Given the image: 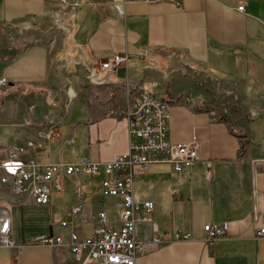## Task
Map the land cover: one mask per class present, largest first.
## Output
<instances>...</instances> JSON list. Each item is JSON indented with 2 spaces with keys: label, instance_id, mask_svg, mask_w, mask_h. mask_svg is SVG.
Wrapping results in <instances>:
<instances>
[{
  "label": "crops",
  "instance_id": "obj_1",
  "mask_svg": "<svg viewBox=\"0 0 264 264\" xmlns=\"http://www.w3.org/2000/svg\"><path fill=\"white\" fill-rule=\"evenodd\" d=\"M80 3L79 25L72 34L84 44L89 62L99 65L118 52L128 53V62L111 72L106 81L95 85L99 91L110 86L107 95L99 98V91L83 85L76 95L70 88L69 93L75 95L70 98L59 89L62 74L55 65L52 45L34 42L23 46V52L32 46L42 49L40 55L45 66L44 79L26 88L24 96H33L34 101L27 109V118L38 124L55 119L60 126L61 114L81 94L87 112L82 121L72 124L65 139L57 127L56 135L45 146L28 147V155L43 161H70L82 155L112 159L129 150L128 120L118 111L128 99V85L131 95L150 88L169 92L170 139L186 142L196 136L200 159L192 168L182 170H175L170 163H152L136 178L135 185L140 198L155 201L154 221L159 232L181 230L190 233V238L156 247L141 256L137 264H264V234L257 233L264 227V122H251L264 115V107H260V100L244 104L243 114L231 121L219 106L206 105L210 102L206 101L207 94H200L187 78L179 77L192 76L193 69H198L216 79L226 91L240 90L243 94L251 91L254 96L253 91L258 87L257 92L264 93V0H84ZM243 3L246 9L240 10L238 6ZM48 4V0H0V67L8 66L16 55L13 53L17 45L12 41L10 28L42 19ZM180 62L189 66L185 73L192 75L180 74L176 69ZM2 68L0 75L8 77ZM52 75L59 80L55 85L49 81ZM8 78L10 89L5 87L0 93V125L9 95L22 90L15 78ZM39 95L44 97L48 108L43 116L33 112ZM65 97L68 100L61 104ZM9 114L13 118L18 112L13 108ZM22 125L23 128L12 131L5 143H0V159L9 157L11 145L39 139L35 127L25 122ZM66 142L76 150L72 159L64 151ZM209 159L213 161L211 178L205 173ZM75 180L82 183L88 194L82 220L76 228L83 234L89 233L99 223L101 210H107L109 221L118 223L119 198L104 197L100 181L94 187L90 178H67L65 193H72L71 201H57L56 194L51 205L57 203L65 210L78 200ZM68 181L74 183L72 192ZM114 205L116 212L112 211ZM9 213L17 245H0V264H79L66 245L36 243L34 238L44 232L16 233L11 206ZM94 219L97 223L86 229L87 222ZM223 220L229 222L227 233L212 243L206 242L205 224ZM55 222L51 219L50 233L67 235L70 228L59 223L61 229L57 231Z\"/></svg>",
  "mask_w": 264,
  "mask_h": 264
},
{
  "label": "built area",
  "instance_id": "obj_2",
  "mask_svg": "<svg viewBox=\"0 0 264 264\" xmlns=\"http://www.w3.org/2000/svg\"><path fill=\"white\" fill-rule=\"evenodd\" d=\"M238 8L245 10L246 6L243 3ZM77 45L81 49V61L87 65L89 77L96 83L106 81L105 75L127 64L129 59L128 53L118 52L99 65L90 64L84 44L77 41ZM8 84L9 78L0 76V91ZM69 95L71 98L76 94ZM170 108V97L166 93L150 88L131 95L128 85V99L118 111L128 120L129 150L108 160L82 155L70 161H43L29 156L28 147L45 146L56 135L58 123L54 119L38 124L27 118L25 123L35 127L39 139L29 144L11 145L9 157L0 159V245H17L12 235L11 205L52 204L56 194L67 191L66 179L74 176L99 177L101 194L119 198V225L115 226L108 220L107 210H101L99 223L89 233L83 234L76 228L82 220L88 194L82 183L75 180L74 192L78 200L60 219L62 226L70 228L67 235L55 232L40 234L34 238L36 243L66 245L79 264H137L141 256L156 247L190 238V233L181 230L159 232L154 221L155 201L140 198L135 185L136 178L152 163H170L175 170H182L192 168L200 159L196 136L186 142L170 139ZM205 173L208 178L213 176V161L210 159ZM204 228V240L212 243L227 233L229 222H208ZM257 233L264 234V227Z\"/></svg>",
  "mask_w": 264,
  "mask_h": 264
},
{
  "label": "rangeland",
  "instance_id": "obj_3",
  "mask_svg": "<svg viewBox=\"0 0 264 264\" xmlns=\"http://www.w3.org/2000/svg\"><path fill=\"white\" fill-rule=\"evenodd\" d=\"M84 0H48V11L45 13L42 19L38 21H33L27 23L22 27L12 26L10 28V34L12 41H15L17 45L14 57L12 56L10 64L0 67V69H5V74L8 77L15 78L18 81V84L21 86L22 90H19L16 94L9 95L10 100L6 101L5 106L6 110L3 112L1 117L0 125V143H5L6 139L12 136V131L14 129L23 128V123L27 119V109L31 108V105L34 103L33 96L27 95L24 96L27 92L26 88L34 85H38L36 82L38 80L44 79L45 75V66L43 58L40 54L38 47L32 46L28 47L27 51L23 52L21 49L23 46L32 44L34 42H46L52 45V50L54 56H56L55 65L59 69L58 72L62 74L60 78V87L61 91H65L68 95L69 88L75 90V94L78 91L82 90L83 85L88 86L91 91H99L95 88L97 83H94L89 77V68L87 65L81 61V49L77 45V41L73 36V30L79 25V6L80 2ZM86 1V0H85ZM80 3V4H79ZM21 51V54L18 52ZM91 64V63H90ZM178 65V66H177ZM176 65V69L179 70L181 75H192V76H179L180 78L185 77L189 80V85L196 87L197 91L200 94H207L206 101H210L207 106H219L221 110H225V114L230 117L231 121H234V118H238L242 113V108L244 104H252L254 101L258 103L261 101L260 107H264V93H258L254 90V96L251 91H248L246 94H243L240 90H235L232 92L226 91L223 86L218 83L216 79H212L209 76H206L203 71L198 69H193V73H185L188 70V67L183 62ZM4 76V75H0ZM105 76H111L107 74ZM167 77L166 80L169 79ZM179 78L178 76H176ZM57 76H50V80L55 85L59 82ZM107 78V77H106ZM264 85V81H262ZM6 88L10 89V86L7 85ZM110 89V86L102 88L97 96L102 98L107 90ZM159 91H162L159 89ZM196 91V92H197ZM1 93V91H0ZM170 97L169 92H164ZM198 93V92H197ZM107 95V93L105 94ZM261 95V96H258ZM97 97L95 95H91ZM37 97V96H36ZM65 97L61 104H64L68 98ZM255 97V98H254ZM38 103L33 108L34 114L37 116H43L44 113L47 114L48 108L45 103L44 97L39 95L36 98ZM84 95L81 94L80 98H75L70 102L67 113L61 114V124L59 127L60 132L62 133V139H65L67 134L72 128V124L82 121L86 115V105L84 103ZM257 105V104H256ZM259 107V105H257ZM16 110L17 117H11L9 114L10 111ZM264 109V108H263ZM257 110H261L257 108ZM255 114H258L257 112ZM247 115V114H246ZM248 117V116H247ZM252 123H262L264 122V115L258 116L251 121ZM75 138L78 139V136L75 134ZM62 139L59 142L61 145ZM79 141V140H78ZM77 141V143H78ZM61 147V146H60ZM65 153L68 156V159H72L76 150L72 147L70 143H65L64 145ZM89 178L87 176H82ZM92 186L97 187L99 183V177L92 178ZM68 189L72 192L74 183L67 182ZM57 201L63 200V202H70L72 193H63V195H57ZM11 205L12 217L14 221V228L16 233H26L27 231H41L44 233H50L51 229V219L54 218L57 225V231H60V219L66 213L67 209L61 208L57 205L52 206L51 204H42L41 205ZM45 205V206H44ZM63 207V206H62ZM112 211H117V206L112 207ZM83 217V213H82ZM173 217V216H172ZM174 218V217H173ZM97 220H90L85 225L86 229H91ZM119 223H115V226H118Z\"/></svg>",
  "mask_w": 264,
  "mask_h": 264
},
{
  "label": "trees",
  "instance_id": "obj_4",
  "mask_svg": "<svg viewBox=\"0 0 264 264\" xmlns=\"http://www.w3.org/2000/svg\"><path fill=\"white\" fill-rule=\"evenodd\" d=\"M12 206H15V205H12Z\"/></svg>",
  "mask_w": 264,
  "mask_h": 264
}]
</instances>
